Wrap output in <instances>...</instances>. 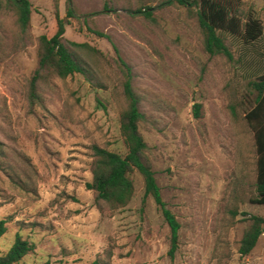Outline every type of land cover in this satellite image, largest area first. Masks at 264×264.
I'll return each instance as SVG.
<instances>
[{
  "label": "rangeland",
  "instance_id": "rangeland-1",
  "mask_svg": "<svg viewBox=\"0 0 264 264\" xmlns=\"http://www.w3.org/2000/svg\"><path fill=\"white\" fill-rule=\"evenodd\" d=\"M0 9V253L19 232L34 243L11 264H264V231L247 254L238 246L250 214L264 216L255 189L254 129L244 112L254 103L249 81L264 73V0H223L243 24L262 30L251 40L218 31L232 57L202 47L196 8L170 0H30L28 30L14 9ZM64 37L77 48L81 72L51 74L30 96L38 35ZM101 32V33H100ZM139 96V130L162 198L180 222L177 247L143 176L114 210L100 209L92 179V145L122 155L125 67ZM199 102L200 115L194 113Z\"/></svg>",
  "mask_w": 264,
  "mask_h": 264
},
{
  "label": "trees",
  "instance_id": "trees-1",
  "mask_svg": "<svg viewBox=\"0 0 264 264\" xmlns=\"http://www.w3.org/2000/svg\"><path fill=\"white\" fill-rule=\"evenodd\" d=\"M196 8L198 24L202 32V47L209 54H224L231 58L232 53L226 44L223 35L218 31L225 29L233 33H241L246 40L257 37L262 26L256 17L249 16L243 24L241 18L232 12L223 0H170ZM0 0V9L2 7ZM5 5L14 9L16 23L22 33H26L30 22V0H5ZM64 21L59 18L55 32L48 36L45 33L38 35V60L30 78V96L38 97L36 86L40 79L55 74L64 77L73 72H81L88 78V63L81 56L77 48H89L97 51L87 42L68 40L64 37ZM101 33V32H100ZM125 67V77L122 81V90L125 105L120 111V132L127 151L124 155L98 144L92 145L93 159L91 164L92 179L85 185L94 192V200L102 209L114 210L125 205L133 193V180L129 173L137 169L143 176L144 195L150 194L160 208L170 229V246L168 253L173 254L177 247L180 222L162 198L160 186L156 181L154 170L146 154L147 143L143 138L138 123L143 117L139 105V96L131 82L130 68L122 60ZM91 79V78H90ZM255 90L254 103L244 112V117L254 129L256 143V182L255 193L250 196L254 203H264V73L249 81ZM201 104L195 102L194 113L200 115ZM250 223L240 238L238 251L240 254L249 253L255 246L261 232L264 231V216L250 214ZM4 218H0V236L6 231ZM34 247V243L24 238L19 232L9 247L0 253V264H11L22 258ZM75 264H106L104 260L95 257L90 261Z\"/></svg>",
  "mask_w": 264,
  "mask_h": 264
}]
</instances>
